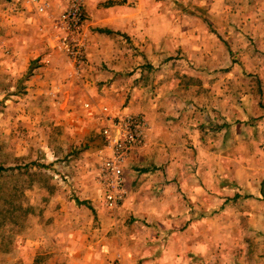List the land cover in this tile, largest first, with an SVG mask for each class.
I'll use <instances>...</instances> for the list:
<instances>
[{"label":"rangeland","instance_id":"obj_1","mask_svg":"<svg viewBox=\"0 0 264 264\" xmlns=\"http://www.w3.org/2000/svg\"><path fill=\"white\" fill-rule=\"evenodd\" d=\"M40 2L44 12L31 0H0V264H88V248L106 234L111 250L125 247L131 264L142 263L146 234L132 225L151 234L161 227L148 208L131 209L130 192L116 209L104 204L107 117L139 115L148 124L126 167L129 189L160 182L136 179L151 168L139 160L154 123L203 138L209 173L222 174L210 157L231 144L225 129L234 119L246 134L261 118L255 109L264 110L263 64L246 55L262 52L264 0H83L76 34L60 25L72 0ZM68 41L83 47L82 62L68 55ZM174 144L176 156L186 147L197 174L199 143Z\"/></svg>","mask_w":264,"mask_h":264},{"label":"crops","instance_id":"obj_2","mask_svg":"<svg viewBox=\"0 0 264 264\" xmlns=\"http://www.w3.org/2000/svg\"><path fill=\"white\" fill-rule=\"evenodd\" d=\"M65 2L52 0L53 5L58 7ZM88 2L92 4V0ZM260 49L262 52L257 54L248 50L250 52L246 55L252 57L255 53V61L263 64L264 99V29ZM255 114L261 118L253 122V127L248 126L246 134H243L244 125H236L232 119L231 128L225 129L231 144L221 150L210 148L216 150L213 153L215 158H210L217 160L215 167L222 169V174L220 170L216 174L209 173L214 170L207 166L212 161L208 154L199 150L203 138H193L190 131L187 135H173L169 130L153 124L139 160L149 163L151 168L144 170L136 179L151 177L160 182L150 179L151 182L141 185L139 182L138 187L129 189L128 178L133 171L128 169L126 174L131 209L141 212L148 208L145 213L161 227L159 232L151 234L146 225H132V228L135 226L146 234L141 248L143 260L141 263L139 259V264H148L152 260H147L143 252H147L149 257L151 254L150 258L156 257L159 264H264V201L260 198L264 171L255 172L259 179L250 172L254 166L264 169V110L255 109ZM184 135L186 138H183ZM188 137L199 143V157L191 168H197V174L189 172L187 163L190 153L185 146L183 154H175L174 143L185 141ZM144 153L146 156H143ZM241 171L244 173L241 174ZM207 178H215L219 184L211 183L209 186L200 183ZM107 238L108 234L88 248V264H112L116 260L131 264L133 256L127 254V248L111 250L106 243ZM257 239L263 240L262 248L255 246Z\"/></svg>","mask_w":264,"mask_h":264},{"label":"built area","instance_id":"obj_3","mask_svg":"<svg viewBox=\"0 0 264 264\" xmlns=\"http://www.w3.org/2000/svg\"><path fill=\"white\" fill-rule=\"evenodd\" d=\"M31 3L40 12L46 10V5L40 0H31ZM83 18V0H72L69 8L61 14V29L71 34L79 33ZM63 47L75 61H83V47L79 43L68 41L63 43ZM107 120L102 129L107 155L100 164L98 181L105 206L116 209L127 198L126 167L133 152L143 147L148 124L139 115L110 116ZM112 264L123 263L116 260Z\"/></svg>","mask_w":264,"mask_h":264},{"label":"trees","instance_id":"obj_4","mask_svg":"<svg viewBox=\"0 0 264 264\" xmlns=\"http://www.w3.org/2000/svg\"><path fill=\"white\" fill-rule=\"evenodd\" d=\"M245 197H251V196L246 195ZM260 198L264 201V179H263L262 185H261V197Z\"/></svg>","mask_w":264,"mask_h":264}]
</instances>
